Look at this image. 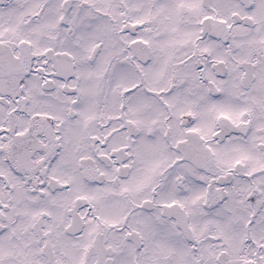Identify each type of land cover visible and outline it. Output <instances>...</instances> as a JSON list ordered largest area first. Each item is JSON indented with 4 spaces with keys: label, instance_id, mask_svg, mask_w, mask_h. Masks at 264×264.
<instances>
[{
    "label": "snow or ice",
    "instance_id": "6c2138e0",
    "mask_svg": "<svg viewBox=\"0 0 264 264\" xmlns=\"http://www.w3.org/2000/svg\"><path fill=\"white\" fill-rule=\"evenodd\" d=\"M0 264H264V0H0Z\"/></svg>",
    "mask_w": 264,
    "mask_h": 264
}]
</instances>
